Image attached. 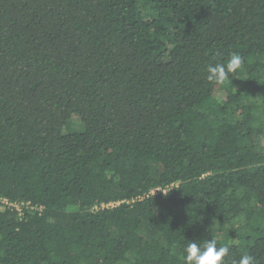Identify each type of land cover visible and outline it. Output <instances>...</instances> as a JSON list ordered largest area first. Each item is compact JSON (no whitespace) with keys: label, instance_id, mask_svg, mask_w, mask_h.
<instances>
[{"label":"trees","instance_id":"obj_1","mask_svg":"<svg viewBox=\"0 0 264 264\" xmlns=\"http://www.w3.org/2000/svg\"><path fill=\"white\" fill-rule=\"evenodd\" d=\"M0 197V264H264V0H0Z\"/></svg>","mask_w":264,"mask_h":264},{"label":"clouds","instance_id":"obj_2","mask_svg":"<svg viewBox=\"0 0 264 264\" xmlns=\"http://www.w3.org/2000/svg\"><path fill=\"white\" fill-rule=\"evenodd\" d=\"M243 65V57L237 53H230L226 62L207 66V80L224 85L230 79V74H235ZM184 264H226L225 257L230 251V245L224 244L217 247L216 239H208L202 244L190 240L183 249ZM234 264H256V257L245 253Z\"/></svg>","mask_w":264,"mask_h":264},{"label":"built area","instance_id":"obj_3","mask_svg":"<svg viewBox=\"0 0 264 264\" xmlns=\"http://www.w3.org/2000/svg\"><path fill=\"white\" fill-rule=\"evenodd\" d=\"M159 189H155L153 191H151V194H154L156 191H158ZM118 203H116L117 205ZM0 205L2 206H8L12 209H15L19 215L22 214V209H21V205L20 204H17V203H12V202H9L6 198H2L0 197ZM114 204H108V205H102V207H108V206H113ZM26 207H29V209H31L32 207L29 206V204H26Z\"/></svg>","mask_w":264,"mask_h":264}]
</instances>
